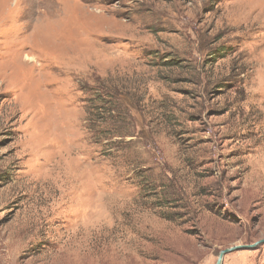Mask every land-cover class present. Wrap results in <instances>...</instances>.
<instances>
[{"label": "rangeland", "instance_id": "374dc122", "mask_svg": "<svg viewBox=\"0 0 264 264\" xmlns=\"http://www.w3.org/2000/svg\"><path fill=\"white\" fill-rule=\"evenodd\" d=\"M261 238L264 0H0V264H214Z\"/></svg>", "mask_w": 264, "mask_h": 264}, {"label": "water", "instance_id": "95a60500", "mask_svg": "<svg viewBox=\"0 0 264 264\" xmlns=\"http://www.w3.org/2000/svg\"><path fill=\"white\" fill-rule=\"evenodd\" d=\"M261 243H264V238H261L258 241L254 242L250 245H243V246L237 245V246H232V247H228L225 249H221L217 255V258H216V261L214 264H222L223 257L228 252L234 251V250L242 248V247H244V248L255 247L256 245L261 244Z\"/></svg>", "mask_w": 264, "mask_h": 264}, {"label": "bare ground", "instance_id": "6f19581e", "mask_svg": "<svg viewBox=\"0 0 264 264\" xmlns=\"http://www.w3.org/2000/svg\"><path fill=\"white\" fill-rule=\"evenodd\" d=\"M26 58L29 60V59H32V57H29V56H26Z\"/></svg>", "mask_w": 264, "mask_h": 264}]
</instances>
